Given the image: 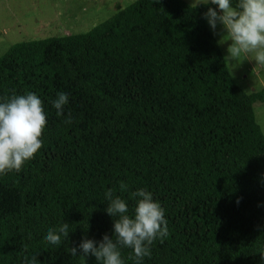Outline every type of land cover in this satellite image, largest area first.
Masks as SVG:
<instances>
[{
	"label": "trees",
	"instance_id": "obj_1",
	"mask_svg": "<svg viewBox=\"0 0 264 264\" xmlns=\"http://www.w3.org/2000/svg\"><path fill=\"white\" fill-rule=\"evenodd\" d=\"M206 10L135 0L85 34L18 43L0 58V98L34 92L46 113L41 149L0 174V264H96L69 249L111 235L109 188L129 214L139 188L165 210L169 234L142 264H264V134L253 111L264 90L234 82ZM57 92L69 94L70 123L51 106ZM62 223L67 239L50 245L46 230Z\"/></svg>",
	"mask_w": 264,
	"mask_h": 264
},
{
	"label": "clouds",
	"instance_id": "obj_2",
	"mask_svg": "<svg viewBox=\"0 0 264 264\" xmlns=\"http://www.w3.org/2000/svg\"><path fill=\"white\" fill-rule=\"evenodd\" d=\"M190 6L193 9L206 7L202 18L214 34L221 35L216 32L220 26L219 43L230 42L224 58L230 64L242 56L254 54V61L264 65V0H192ZM50 103L57 117L64 116L65 123L74 119L71 113L64 115L69 103L68 93L57 92ZM45 125L43 102L36 93L0 98V174L19 172L33 158L42 147ZM120 187L127 190L124 184ZM104 197L107 200L104 211L113 219L111 235L106 234L99 241L82 238L78 245L69 249L71 255L83 258L91 255L96 264H125L120 249L130 248L136 264H142L144 258L151 255L153 242L169 234L164 208L145 188L131 193L135 200L131 214L128 202L114 195L113 189H107ZM68 234L69 224L62 223L59 228L49 227L43 239L50 245L60 246ZM25 264L37 262L32 257Z\"/></svg>",
	"mask_w": 264,
	"mask_h": 264
},
{
	"label": "rangeland",
	"instance_id": "obj_3",
	"mask_svg": "<svg viewBox=\"0 0 264 264\" xmlns=\"http://www.w3.org/2000/svg\"><path fill=\"white\" fill-rule=\"evenodd\" d=\"M135 0H0V58L15 44L80 35L102 24L117 10H123ZM191 5L192 0H182ZM206 25L210 30L207 22ZM211 31V30H210ZM217 33H221L218 25ZM227 55V42L220 44ZM227 66L234 82L246 94L264 90V65L254 61V54L242 56ZM253 111L264 134V102H256Z\"/></svg>",
	"mask_w": 264,
	"mask_h": 264
}]
</instances>
